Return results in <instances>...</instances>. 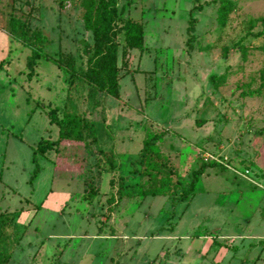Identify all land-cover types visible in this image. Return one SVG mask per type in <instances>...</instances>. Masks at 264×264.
<instances>
[{"label":"rangeland","instance_id":"374dc122","mask_svg":"<svg viewBox=\"0 0 264 264\" xmlns=\"http://www.w3.org/2000/svg\"><path fill=\"white\" fill-rule=\"evenodd\" d=\"M200 3L188 50L190 9ZM221 5L229 8L224 24ZM117 7L144 25L142 50L117 37L118 64L127 61L120 98L79 79L70 88L67 72L44 58L28 80L30 49L8 34L13 15L21 20L16 38L23 27L40 28L48 54L70 53L85 67L93 40L80 0H0V213L13 217L0 250L11 252L8 264H264V98L239 95L244 84L257 87L264 65L257 35L264 0H119ZM223 73L214 87L209 75ZM65 107L95 124L85 176L71 162L73 148L32 159L41 139L58 138L50 109L61 116ZM164 129L160 150L182 182L202 161L225 166L207 168L190 201L128 195L144 181L135 161L145 136ZM87 180L97 191L91 199Z\"/></svg>","mask_w":264,"mask_h":264},{"label":"trees","instance_id":"16d2710c","mask_svg":"<svg viewBox=\"0 0 264 264\" xmlns=\"http://www.w3.org/2000/svg\"><path fill=\"white\" fill-rule=\"evenodd\" d=\"M84 8L83 23L84 27L92 33V45H87L85 51L87 53L85 67L77 66L74 57L70 53H59L57 57H53L45 51V45L49 41L47 36L40 28L23 27L20 31L22 38L18 39L14 36L21 25V20L15 16H10L8 20L9 36L12 40L20 42L23 46L30 49L26 56V77L28 80L32 78L35 67L40 58L50 60L59 68L67 72L70 79V88L77 85V79L87 84L92 90H99L109 94L115 98H120V80L123 78L121 74L122 67H126L127 61L124 59L121 65L118 64V56L120 43L118 35L123 34L125 48L143 49L144 44V25L132 18L123 16L124 7L118 10L119 0H80ZM203 3L194 5L190 9V14L186 27V46L188 50H192L193 43L196 39L195 27L198 17L192 15L194 11H201ZM229 8L221 5L218 8V22L224 24L226 14ZM262 29L257 35H264V19L261 20ZM3 61L0 62L2 64ZM226 74L209 75V80L214 87L222 85ZM246 90L241 89L239 95L245 97L261 96L264 98V65L259 73V83L257 87H250L249 83L244 84ZM70 92V91H69ZM50 122L58 126V138L56 140L41 139L34 148L32 159L37 160V155H44L50 149L55 148L57 156L60 151H71L73 155L71 162L80 169L79 173L85 176L87 160L83 155V150H89L90 145L95 143V124L92 120L77 110H69L64 108L62 115L59 116L56 109L51 108L49 111ZM167 129L159 132H148L145 136L142 146L138 150V159L136 164L142 168L140 176L144 179L138 186V190L134 194H128L129 197L134 196H170L172 200L190 201L194 195L196 185L199 178L209 167L225 166L217 161H202L199 166L187 173L186 182H182L177 177V170L170 164L168 155L160 150L159 143L167 133ZM82 153V155H80ZM111 162L112 160H108ZM136 170V169H135ZM38 172V165L35 166L30 177V183ZM87 180L86 196L88 199L96 196V188L92 181ZM115 177H111L109 183L114 184ZM120 186H122L120 184ZM118 198L124 196L122 189L118 190ZM115 201V196L110 195L106 202L107 210H110V204ZM13 217L7 211L0 213V241L5 233V228L11 224ZM11 258L10 251L0 250V264H8Z\"/></svg>","mask_w":264,"mask_h":264},{"label":"crops","instance_id":"0c3cea01","mask_svg":"<svg viewBox=\"0 0 264 264\" xmlns=\"http://www.w3.org/2000/svg\"><path fill=\"white\" fill-rule=\"evenodd\" d=\"M10 51V50H9Z\"/></svg>","mask_w":264,"mask_h":264}]
</instances>
